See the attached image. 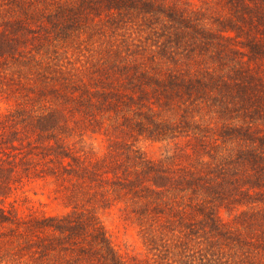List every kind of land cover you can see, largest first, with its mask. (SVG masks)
I'll return each mask as SVG.
<instances>
[{"label":"rangeland","instance_id":"374dc122","mask_svg":"<svg viewBox=\"0 0 264 264\" xmlns=\"http://www.w3.org/2000/svg\"><path fill=\"white\" fill-rule=\"evenodd\" d=\"M245 2L0 0V264H264Z\"/></svg>","mask_w":264,"mask_h":264},{"label":"trees","instance_id":"16d2710c","mask_svg":"<svg viewBox=\"0 0 264 264\" xmlns=\"http://www.w3.org/2000/svg\"><path fill=\"white\" fill-rule=\"evenodd\" d=\"M233 1H234L235 4L239 3V5H241L245 10H248L250 8L249 5L245 2V0H233ZM260 2L261 3L257 4L256 6H257V9L260 11L259 14L263 18V21L261 20V23H262L263 28H264V0H260ZM260 7H261V9H260ZM249 50H250V56L251 57H253V55H255L256 53H264V48H262L261 44H259V43H251V47L249 46ZM256 58H257V56H256ZM257 141H258V145L261 147V149H263L262 151L264 152V133L262 135L258 136ZM258 159L264 160L263 155H259ZM263 172H264V165H261L260 174L261 173L263 174ZM159 177H161V175ZM51 219L52 218H49L48 220H51ZM58 222L59 221H57V223H53V224H50V225H52L51 227L54 230L58 231L59 233L63 234L65 232H70V229H72L73 225L71 223L68 222V224H60V223L58 224ZM92 231L93 232H98L99 242H100V240L102 238L103 240H101V241L104 242L105 245L107 246V243H106L107 241L105 240V238L103 236V233L101 232V228L100 227H96V226H92ZM93 236L95 237V234H93ZM106 249H108V251H109L108 246H107Z\"/></svg>","mask_w":264,"mask_h":264}]
</instances>
